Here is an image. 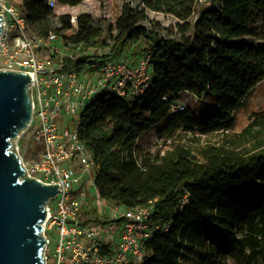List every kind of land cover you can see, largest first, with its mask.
<instances>
[{
	"label": "trees",
	"instance_id": "16d2710c",
	"mask_svg": "<svg viewBox=\"0 0 264 264\" xmlns=\"http://www.w3.org/2000/svg\"><path fill=\"white\" fill-rule=\"evenodd\" d=\"M57 1L76 6L83 0ZM137 1L126 0L104 30L88 13L78 14L73 27L70 14L56 15L48 0H19L38 36L53 32L65 44L86 47L106 46L107 39L120 47L149 43L151 77L144 92L136 98L101 92L79 116L78 136L97 164L100 197L125 207L151 203L153 220L167 226L144 242L141 264H205L212 257L211 264H226L221 259L227 257L235 264H264V115L241 132L254 142L251 152L208 145L199 158L177 146L158 156L143 154L136 144L160 123L170 136L177 130L207 134L233 121L264 80V0ZM147 11L176 18L175 33H164ZM256 18L262 38L254 42L248 36ZM90 61L80 56L69 63L95 70L102 62ZM183 91L197 98L210 94L215 110L201 120L173 110Z\"/></svg>",
	"mask_w": 264,
	"mask_h": 264
},
{
	"label": "built area",
	"instance_id": "2783aa9c",
	"mask_svg": "<svg viewBox=\"0 0 264 264\" xmlns=\"http://www.w3.org/2000/svg\"><path fill=\"white\" fill-rule=\"evenodd\" d=\"M48 3L54 8L56 0ZM0 10L1 70L28 76L31 117L25 129L31 131L38 144L37 158L20 160L21 166L27 177L57 188L44 206L43 264H141L146 254L144 242L155 230L167 226L153 220L151 203L125 207L113 202L114 215L110 220L85 219L92 188L99 203L106 199L100 197L94 183L97 164L92 152L79 139L77 128L80 107L83 109L101 92L125 98H136L144 92L151 77V52H143L134 64L101 59L95 69V82L86 81L80 77L81 69L69 63L83 56L80 49L86 46L67 44L70 50L57 60L40 57V47L49 46L58 36L53 32L47 37L30 36L24 14L8 0H0ZM71 21L75 23V19ZM182 109L183 106H177L173 110ZM70 116L77 119L71 123ZM187 199L186 193L182 202L186 203ZM48 232L55 239L52 259L48 254L51 242Z\"/></svg>",
	"mask_w": 264,
	"mask_h": 264
},
{
	"label": "rangeland",
	"instance_id": "374dc122",
	"mask_svg": "<svg viewBox=\"0 0 264 264\" xmlns=\"http://www.w3.org/2000/svg\"><path fill=\"white\" fill-rule=\"evenodd\" d=\"M8 1L23 13L19 0ZM125 1L126 0H83L79 5L68 6L61 4L56 0V5L53 9L56 15L70 14L72 19H75L80 13H88L96 23L106 30L108 25L113 24L120 14L121 6ZM205 3H207V1L198 2L196 8L203 6ZM137 4V0H132L133 6H136ZM197 13L196 10L193 16L194 18L197 16ZM147 15L149 19L157 21L161 27L164 28V33H175L177 19L173 16L154 11H147ZM72 24L73 27H75V23L72 22ZM260 25V18H256L253 27L254 35L248 36L249 40L254 42L261 40ZM69 32L70 31L67 33ZM28 34L32 37L35 36V33L31 28H28ZM104 35L106 36V32ZM106 43V46H96L97 49L94 51L85 47L80 49V52L83 56H88L89 60H92L90 62L98 64L99 60L107 58L128 62L130 59H128V56L125 57V54L129 51H131V53L136 52L137 55H140L149 49V43L145 41H139L138 43L131 45L127 44L123 47L113 45L112 40L110 39H107ZM66 45L67 44L58 37L55 41L51 42L49 46H41L39 49V56L51 57L57 60L64 57V53L70 50ZM1 62L2 60H0V70L2 69ZM89 66L90 64L86 63L84 67L81 68L79 73L80 77L86 81L95 82L96 72L94 68H91L89 71ZM173 104L174 109H177V106H183L184 109L180 111H189L197 120L208 117L215 110L214 98L208 93H204L201 98H197L192 92L183 91L179 94V98L175 100ZM81 109L82 108L80 107L78 112H80ZM262 115H264V80L258 82L254 86L243 107L234 114L233 121L224 129L209 132L207 134H202L193 130H177L172 135L168 136L162 134L161 129L163 123H160L142 134L138 138L136 144L142 149L143 154L158 156H162L167 151L172 150L177 146L190 150L199 158L202 156V148L208 145L226 148L235 152H251L253 150L254 142L246 136L241 135V132L246 126L252 124L256 118L261 117ZM76 119L77 116H70L71 123ZM256 126L257 125L253 124L254 129L257 128ZM70 128H73V126L70 125ZM9 142L8 149L17 154L22 162L31 161L37 158L38 144L33 139L31 131L21 127L16 131V134L9 139ZM25 177L26 174L24 172V174L20 176V179H24ZM98 200L99 199L95 195V189L92 188L88 195V203L85 207V210L88 212L86 218L95 221H104L113 218L114 212L111 208L115 207V203L110 200H101L102 203H99ZM115 214L119 216V212H116ZM52 232L56 234L55 229H53ZM48 235L51 238L48 254L52 259L55 239L50 236V232H48ZM214 261L215 257H212L205 264H211V262ZM221 261H225L226 264H235V261L231 257L223 258Z\"/></svg>",
	"mask_w": 264,
	"mask_h": 264
},
{
	"label": "water",
	"instance_id": "95a60500",
	"mask_svg": "<svg viewBox=\"0 0 264 264\" xmlns=\"http://www.w3.org/2000/svg\"><path fill=\"white\" fill-rule=\"evenodd\" d=\"M28 81L22 72L0 70V264H43L44 206L57 191L34 178L20 179V158L8 149L31 117Z\"/></svg>",
	"mask_w": 264,
	"mask_h": 264
},
{
	"label": "crops",
	"instance_id": "0c3cea01",
	"mask_svg": "<svg viewBox=\"0 0 264 264\" xmlns=\"http://www.w3.org/2000/svg\"><path fill=\"white\" fill-rule=\"evenodd\" d=\"M140 55H141V54H140ZM140 55H137L136 52H132V53H131V51H129L127 54H125V57L128 56V59H130V60H128V63H130V64H134V63H136L137 60L139 59ZM89 71H90V66H89ZM84 214H85V216H84L85 219H88V218H86L88 212H84Z\"/></svg>",
	"mask_w": 264,
	"mask_h": 264
}]
</instances>
